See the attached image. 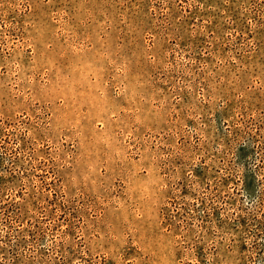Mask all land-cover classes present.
Here are the masks:
<instances>
[{"label": "rangeland", "instance_id": "rangeland-1", "mask_svg": "<svg viewBox=\"0 0 264 264\" xmlns=\"http://www.w3.org/2000/svg\"><path fill=\"white\" fill-rule=\"evenodd\" d=\"M0 264H264V0H0Z\"/></svg>", "mask_w": 264, "mask_h": 264}]
</instances>
